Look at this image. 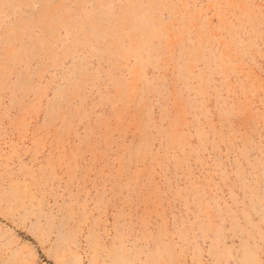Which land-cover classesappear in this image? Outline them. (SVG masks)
<instances>
[{"label": "rangeland", "instance_id": "rangeland-1", "mask_svg": "<svg viewBox=\"0 0 264 264\" xmlns=\"http://www.w3.org/2000/svg\"><path fill=\"white\" fill-rule=\"evenodd\" d=\"M0 264H264V0H0Z\"/></svg>", "mask_w": 264, "mask_h": 264}]
</instances>
